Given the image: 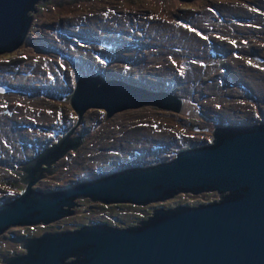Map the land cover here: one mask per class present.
Listing matches in <instances>:
<instances>
[{
	"label": "rangeland",
	"instance_id": "rangeland-1",
	"mask_svg": "<svg viewBox=\"0 0 264 264\" xmlns=\"http://www.w3.org/2000/svg\"><path fill=\"white\" fill-rule=\"evenodd\" d=\"M35 11L29 12L27 39L0 54V85L9 87L0 93V197L10 188L3 180L17 176L8 169L75 125L67 97L82 75L165 90L195 111L145 105L104 120L102 109L86 110L72 135H83L82 143L55 164L54 175L62 168V177H46L41 189L97 177L100 170L168 161L179 150L210 144L217 126L264 122V0H44ZM218 198L216 192H178L147 207H115L119 218L135 225L155 208ZM98 213L80 210L65 227Z\"/></svg>",
	"mask_w": 264,
	"mask_h": 264
},
{
	"label": "water",
	"instance_id": "water-1",
	"mask_svg": "<svg viewBox=\"0 0 264 264\" xmlns=\"http://www.w3.org/2000/svg\"><path fill=\"white\" fill-rule=\"evenodd\" d=\"M39 1L44 0H0V54L22 45L32 20L29 12H36ZM7 90L0 85V93ZM186 101L165 90L99 74L78 77L68 96L78 119L90 108L104 110V120L145 105L181 113ZM211 136L210 144L179 150L171 160L113 172L64 191L42 194L27 189L15 201L0 206V234L10 226L59 219L67 214L64 207L75 205L76 197L146 206L178 192H216L218 200L155 208L136 227L97 224L44 234L26 240V254L8 258L6 263L264 264V122L217 126ZM68 141L62 137L43 150L32 161L33 168L74 150L78 142L73 139L76 143L68 145ZM71 256L84 260L69 263Z\"/></svg>",
	"mask_w": 264,
	"mask_h": 264
},
{
	"label": "flooded vegetation",
	"instance_id": "flooded-vegetation-1",
	"mask_svg": "<svg viewBox=\"0 0 264 264\" xmlns=\"http://www.w3.org/2000/svg\"><path fill=\"white\" fill-rule=\"evenodd\" d=\"M74 85H75V82H74ZM8 89H9V87H8ZM2 93H5V92H2ZM67 101H68V97H67ZM94 109H97V108H94ZM104 113H105V111H104ZM75 115H76V113H75ZM105 116H106V114H105ZM81 117H80V119H81ZM106 118H109V117H106ZM80 119H78V116H77V121H79ZM73 131H74L73 129L66 131L65 134H63L61 136V138L64 137L65 139H69L68 142H65L68 145L75 144L76 142H78V144L75 145L78 148L82 139H83V135L74 134V136H72ZM68 134H70V136ZM60 139H58V141ZM73 139L76 140V142H73L72 141ZM37 142L40 143V142H42V140L39 139V140H37ZM57 142H55V143H57ZM55 143H52V144H55ZM52 144H50V146L43 148V150H46L47 148L51 147ZM76 147H75V149H77ZM42 151H40V152H42ZM40 152H38L36 154V156H33L32 158H30L29 159L30 161L29 160H27V161L19 160L18 161L19 163L17 165H14V168L8 169V171H6L11 176H13V175H17V176H16V178H14V180H11V181H9L7 179L3 180V183L6 184L7 186H9L10 188H9V191L3 195V197H0V206H3V205H6L8 203L15 201L20 196H22L27 189H28V192H30V193L38 192V193H42V194H52L55 192L67 190V189H69V188L73 187L74 185L79 184L81 182L97 179V178L104 177V176L108 175L107 170L104 172H101V170H100L99 173H101V174H99V176H97V177L80 178V179L74 180L73 182H70V181L67 182V180H64L63 182L62 181H54L53 185H51L50 187H48L46 189H41V188L37 187V185L40 181H42L43 179H46V177H49L48 178L49 180H58L59 177H62L61 175H63L64 172L61 171L62 168H59V173L57 175H54V172L56 171L55 164L58 167L59 165L57 163L61 160V158L56 159L54 161V163H51L49 165L42 164V165H38L35 168H33L32 161L39 155ZM70 152H72V151H67L66 153L68 154ZM59 164L63 167H67V164L64 162H61ZM63 164H65V165H63ZM135 167H137V166H135ZM127 168H132V167H127ZM127 168L115 170L114 172L121 171V170H124ZM66 171H68V168L66 169ZM109 174H111V173H109ZM74 202H75L74 206H72L70 208H67V207L63 208L65 210H67V214H64L59 219L53 220V221L48 222V223H37L34 225H31V224L14 225V226H10L7 229H5L0 234V264H7L6 260L8 258H13V257L19 256V255L26 254L27 250H26V248H24L25 241L28 239H32V238L38 239V238L42 237L44 234H52V233H56V232H69V231L77 230L84 225H97V224L105 225V226H109V227H117V228L136 227L138 225L139 221H143V220H146L148 218V216L146 218H144L143 217L144 214H142L140 217V220L138 219L139 221L137 224H135V225L134 224H126L127 222H126L125 218H119L120 212L116 208L117 205H120L119 203L104 204V203H101L98 201H93L87 197H76V198H74ZM129 205H131V204H129ZM142 207H144V206H142ZM146 207H147V205H146ZM83 209L86 210L87 212L91 211L92 213L99 212L97 218H95V219L89 218V221H87V222L74 220L72 223L73 226L65 227L66 224L68 223L66 221V219L78 215V211L83 210ZM146 214H147V212H146ZM83 260H84V257H82V256H80V257L71 256L68 258L67 262L78 263V262H81Z\"/></svg>",
	"mask_w": 264,
	"mask_h": 264
},
{
	"label": "bare ground",
	"instance_id": "bare-ground-1",
	"mask_svg": "<svg viewBox=\"0 0 264 264\" xmlns=\"http://www.w3.org/2000/svg\"><path fill=\"white\" fill-rule=\"evenodd\" d=\"M92 20H95V18H93ZM157 58H158V57H157ZM157 58H156V59H157ZM146 79H148V78H146ZM150 80H151V79H150ZM152 80H153V79H152ZM185 108L188 109V111H189L190 113H194V112H193L194 109L192 108L191 105L188 104L187 101H186V104H185ZM194 111H195V110H194ZM12 132H13V131H12Z\"/></svg>",
	"mask_w": 264,
	"mask_h": 264
},
{
	"label": "trees",
	"instance_id": "trees-1",
	"mask_svg": "<svg viewBox=\"0 0 264 264\" xmlns=\"http://www.w3.org/2000/svg\"><path fill=\"white\" fill-rule=\"evenodd\" d=\"M6 54H8V53H6Z\"/></svg>",
	"mask_w": 264,
	"mask_h": 264
}]
</instances>
